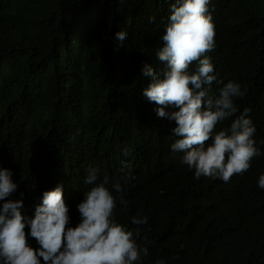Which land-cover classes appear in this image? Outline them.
Returning <instances> with one entry per match:
<instances>
[{
	"label": "trees",
	"instance_id": "16d2710c",
	"mask_svg": "<svg viewBox=\"0 0 264 264\" xmlns=\"http://www.w3.org/2000/svg\"><path fill=\"white\" fill-rule=\"evenodd\" d=\"M175 2L0 0V168L18 185L9 199H22L32 217L43 192L62 184L75 226L88 170L127 173V207L118 201L115 217L132 229L133 216L147 217L138 243L149 254L140 264H264V0L209 4L215 47L206 55L217 76L209 94L228 81L247 89L236 115L249 110L261 152L228 182L197 179L181 163L174 122L143 95V65L163 68L155 53ZM121 30L124 41L115 38Z\"/></svg>",
	"mask_w": 264,
	"mask_h": 264
},
{
	"label": "clouds",
	"instance_id": "9594fccd",
	"mask_svg": "<svg viewBox=\"0 0 264 264\" xmlns=\"http://www.w3.org/2000/svg\"><path fill=\"white\" fill-rule=\"evenodd\" d=\"M209 4L210 0H176L171 4L160 37L162 45L155 53L163 68L143 65L142 76L150 78L143 95L157 105L158 117L174 122L171 132L177 139L171 148L183 153L181 163L194 170L197 179L204 176L228 182L246 172L261 152L249 110L236 115L235 99L243 98L247 89L228 81L217 96L209 94L217 81L214 65L206 55L215 47ZM149 20L154 22L155 17ZM127 35L121 30L115 38L124 41ZM194 63L196 68L190 70ZM230 119L228 127L218 130ZM123 154L129 155L128 150ZM127 167L126 160L121 161L122 173ZM12 176L10 169L0 168V201H4L0 206V264H140L149 254L146 244L138 243L139 226L147 223V217L133 216L134 229L115 217L118 201L127 207L124 186L134 179L127 173L113 178L100 177L97 168L88 170L84 182L91 187L77 205L80 221L75 226L70 224L62 184L44 191L34 216L28 217L21 211L22 199H9L18 187ZM258 186L264 189V174L259 176ZM29 238L39 247L34 248Z\"/></svg>",
	"mask_w": 264,
	"mask_h": 264
}]
</instances>
